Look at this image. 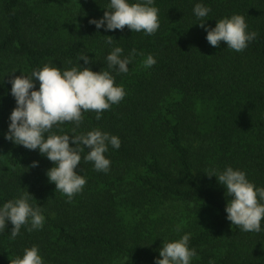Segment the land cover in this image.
I'll use <instances>...</instances> for the list:
<instances>
[{
  "label": "trees",
  "instance_id": "trees-1",
  "mask_svg": "<svg viewBox=\"0 0 264 264\" xmlns=\"http://www.w3.org/2000/svg\"><path fill=\"white\" fill-rule=\"evenodd\" d=\"M197 2L211 9L209 28L241 14L255 40L241 52L223 42L211 46L194 24ZM107 3L0 0V204L27 191L45 216L40 230L22 227L15 239L8 223L0 233V264H13L32 245L44 264H154L162 240L186 232L197 252L191 264H264V230L231 225L224 211L230 197L205 174L232 166L264 187V0H154L160 27L150 36L89 24ZM106 36L124 55L133 48L143 55L127 73L112 72L126 92L119 104L99 120L94 111L83 113L77 133L100 128L121 144L105 153L107 173L94 170L81 153L75 171L86 184L68 200L47 180L51 161L4 139L15 107L8 81L46 63L108 70ZM82 53L88 65L78 60ZM147 54L156 59L150 68L142 64ZM73 127L66 122L52 131L73 134ZM175 204L183 209L171 217L165 210Z\"/></svg>",
  "mask_w": 264,
  "mask_h": 264
},
{
  "label": "clouds",
  "instance_id": "clouds-1",
  "mask_svg": "<svg viewBox=\"0 0 264 264\" xmlns=\"http://www.w3.org/2000/svg\"><path fill=\"white\" fill-rule=\"evenodd\" d=\"M104 9L100 18L88 20L96 29L122 31L127 26L131 32H143L150 36L160 27L159 9L154 6V0H108ZM210 11V7L200 2L195 3L192 9L198 21L194 24L204 29L205 39L211 46L218 47L223 42L228 49L241 52L255 40L257 33L247 30L248 25L241 14L220 18L214 27L209 28L205 21ZM106 37L104 45L110 48L105 56L108 70L93 71L78 63L77 66L62 69L46 63L32 69L30 74L21 73L8 81L15 107L8 115L4 139L27 150H36L51 161L52 166L45 172L47 180L54 183L55 191L64 194L68 200L81 192L86 184V178L75 171L80 164L81 153H86L83 160L91 162L94 170L107 173L111 161L105 153L109 147L119 149L121 144L118 136L100 128L77 133L83 113L94 111L95 118L99 120L104 111L119 104L126 92L123 85L115 83L112 72L127 73L128 65L135 56L143 55L134 48L124 55L122 47L114 46L113 37ZM78 60H82L84 65L90 63L85 53ZM155 63L152 54H147L142 60L144 68H150ZM66 122L74 125L73 134L52 131ZM82 146L89 150L85 152ZM38 163L32 161L31 167H37ZM205 174L209 178L215 177L216 183L224 189L225 197H230L226 199L224 211L231 225L244 232L259 233L264 230L261 226L264 220V187L256 186L243 170L232 166L212 168ZM31 198L24 191L0 204V233L5 231L9 222L12 225L9 234L13 239L20 235L22 227L26 231L43 227L45 216L41 207L30 204ZM190 237L191 233L186 232L178 239L162 240L154 264H191L197 252L189 247ZM13 264H44V260L38 246L32 245L24 248Z\"/></svg>",
  "mask_w": 264,
  "mask_h": 264
},
{
  "label": "rangeland",
  "instance_id": "rangeland-1",
  "mask_svg": "<svg viewBox=\"0 0 264 264\" xmlns=\"http://www.w3.org/2000/svg\"><path fill=\"white\" fill-rule=\"evenodd\" d=\"M182 206H178L177 204H175L174 206H170L168 208H166L165 213H168L171 217L175 216L177 214V212H180Z\"/></svg>",
  "mask_w": 264,
  "mask_h": 264
}]
</instances>
